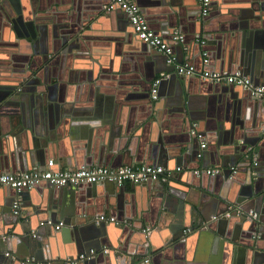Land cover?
<instances>
[{"label":"water","instance_id":"water-1","mask_svg":"<svg viewBox=\"0 0 264 264\" xmlns=\"http://www.w3.org/2000/svg\"><path fill=\"white\" fill-rule=\"evenodd\" d=\"M0 1L5 2L4 0ZM261 1L264 2V0ZM8 2L13 3V0H8ZM96 2L97 0H82L80 4H94ZM153 2L150 3L149 0L137 1L147 23L149 21L155 23L154 20H157L155 24H148L156 35L169 42L176 30V32L184 36L182 33L183 25L185 21L190 20L186 11L191 4L187 0H155ZM234 3H238V0H231L229 3L223 1L222 4H217L218 8H222L219 11L224 16L222 18H215L214 15L210 16V14H208L209 16L201 17L203 23L205 21H209L210 24L211 21L213 23L218 22V26L214 28L216 32L207 31L209 38L214 40L216 38L221 39L224 37V34L236 38V35L248 34L243 31L241 32V30H243V26L249 20L254 18V13L251 12L255 11L257 7L255 5L241 7ZM16 5H19V2ZM150 5L156 8L160 6V8L150 12ZM193 5H196L199 11L196 0H194ZM102 6L104 5L88 8L82 14V17L100 15L101 17L110 18L114 14L121 13V15H124L123 17L126 21L124 23L125 26L120 30L123 34V39H121L128 43L138 41L128 22V17L119 7L116 6L113 10L106 11ZM3 7H6V4L1 2L0 9L3 10ZM248 8L251 10L250 12ZM259 8L264 10V3L260 2ZM19 9L20 7H16V19L10 22L8 18V23L11 24L16 36L22 39L25 37L27 40L20 42L18 47L19 54L13 58V64L17 63V68L21 67L20 70L14 73L18 74V76L24 74L23 62L28 61L26 58L28 55L24 56L23 54L24 47L31 48V43L36 35V27L31 29L32 23L21 22L22 17L20 18L18 14ZM4 15L5 20H7V11H4ZM191 19L198 21L199 14H192ZM24 28H27L28 31L26 32ZM258 34L259 36H257ZM113 35L116 38V34ZM168 35H170L169 38L164 37ZM249 35L262 37L264 31L249 33ZM40 38L42 39L43 37ZM59 39L63 40V43H66L64 41L66 39L65 36L62 39L59 37ZM121 39L116 38L119 41ZM241 42H243V39H241ZM38 43L40 44L41 41L37 40L33 47L36 48ZM137 43L140 45L141 55L132 58L131 62L137 68V71L143 73V76L141 74L142 77L146 78L145 74L147 75L149 79L146 78V81H151L156 75L163 77L165 73H175V66L167 63L166 55L162 53L156 55L150 54L146 49H150L148 46L140 41ZM212 43L216 44L215 41H212ZM175 44L183 45L173 42V45ZM208 58L211 65L212 55L209 54ZM160 62L166 68H160ZM178 62L177 59L176 63L178 64ZM227 62L229 65L225 63V66L229 69L228 71L222 72L217 69H213V71L232 74L235 72L233 68H236V66H240V68L249 67L242 62H237V65H235V61L231 62L230 59ZM79 63L82 64L83 62L79 61ZM241 70L238 69L236 71L249 76L250 79L264 80V66L261 67L260 72L259 68L258 70L256 68L251 73H247L245 69ZM172 76L173 74L170 77L167 76L166 78L168 79L162 80L158 102L157 100H151L149 96L148 90H150L151 85L147 90L143 89L146 92H143L146 99L142 100L137 108L131 109L129 113V115L140 116L130 119L129 124H125L124 127L120 125L118 136H112V132L110 135L111 141H114L116 137L125 134V138L121 144L122 151L118 157L116 156L112 159L113 162L118 163L117 166L163 164V167L169 172L168 176L160 178L157 181L147 180L140 183H130L131 192L127 190L125 185L116 186L111 182L68 184L60 187L42 183L50 190L47 202L44 204V212L48 214L52 224L62 222V227H64L63 232L67 233L70 231L73 234L72 244L68 247L58 245L59 237L57 235L58 238L56 236L54 238L56 243H50L51 240L46 243L42 242L43 240H41L39 235L41 234L40 228H53L51 226H40L39 224L41 222L45 223L48 219H44L43 221H38V218L32 219L26 213L27 210L20 207L21 205L17 209V214L12 213V206L15 200L21 197V200L25 202L29 199L30 192L22 191L18 193L15 189L8 186H0V209L2 213L0 223L2 222V226H5L4 224L10 226L12 223L13 226H10L12 228L16 225L17 221L19 223L24 222L25 225L22 228L25 230H22L23 234H32L31 232L35 228L34 222H39L38 226L40 227L39 229H35L33 231L34 235L32 234L31 236H23L18 232L17 234L20 238L14 241V243L12 241V254L6 256L9 258H4L1 255L5 247L0 246V264H45L43 261L48 259L57 260V264H70L80 254H87L90 249H94L96 253H99L104 246H108V252L110 253L106 256L105 262H102V258H98L99 256L95 254L90 259L80 263L114 264L117 261V264H127L130 260L132 262L135 261L138 258V254L146 253L144 254L147 255V261L144 262L146 264L150 263L152 259L150 253L167 248L166 250H169V252L172 250L176 251L173 258H171L170 264H191L184 258L179 260V254L189 257L195 264H221V255L224 251L223 246H228L229 244L232 245V248L236 252L240 251L243 253V250L246 252L249 250L256 260L260 259L261 263L264 264V250L260 249V244L264 240V164L256 162L246 150L248 146H252L255 152V148L264 146V102L262 99L255 98L249 92H245L240 87L232 84L212 83L198 77H178L184 93L188 94L193 90V81H198L205 85L202 86V88L205 87V91L203 92H212L211 95L205 97L203 104L196 106L184 97L183 91L177 86L172 93L164 94L165 83L167 80L173 79ZM15 79L18 80V77H15ZM25 79V89L23 88L19 92L15 90L10 91L15 86H0V147L2 142L9 143L14 141V136L22 133L23 129L26 134L33 133L37 135L38 132V135L42 136L40 133L42 132L41 118L38 117L37 120L38 129H34L28 124V122H31L30 115H34L35 112L33 111L36 110L34 101L37 103V95L34 93L29 94V88L35 84L36 79L32 75L30 76V74L26 75ZM54 79L55 81L59 80V78ZM67 81H71V78L67 79ZM55 84H52V86L47 85L46 91L50 90L48 96L45 92H42V97L49 101H54ZM143 94H141V97ZM169 97L170 99H168ZM167 101L171 102L166 104ZM147 106L149 109L148 113ZM55 107L54 114L48 118L49 129L52 131L48 133L46 138L42 139V146L45 148L43 150H52V148H49V142L47 143L46 140H53L55 131L57 132L58 130L66 134L70 120L72 121L71 124L75 121L74 118V120L70 118L74 117V115H70L69 108L66 109L64 105L59 108L57 104H55ZM114 107L111 102L109 106L107 104L104 110H97L96 115L91 117L88 115L87 118L84 117L85 115H80L82 121L90 125L94 131V140L97 141L96 147L98 153L101 149L103 136L101 134V127L96 122V119L101 118V115L104 114L109 118L107 120L109 124L113 126L118 114L115 112ZM48 111H50L49 108ZM35 121L36 118L33 117V122ZM161 124H165V126ZM193 124H196V127H193ZM193 130L195 134H191ZM34 138H30L33 147L27 145L29 150L26 148L21 153L18 152L15 155L18 160L17 163L12 159L9 164L6 162L0 164L2 172L18 174L33 169L38 171L44 170L45 165L42 166L44 164L43 151L37 148L31 150L35 146ZM153 141H155V145H152ZM197 141L204 142L207 150L205 151V148H196L195 143H197V146L200 145V143L198 145ZM92 142L93 140L89 141L90 146ZM124 144L126 145L125 150ZM109 155L106 154L104 157L99 156L101 162L105 160L102 165H108L109 159L105 158ZM129 155L133 156V158L129 159ZM227 156L231 160V164L237 162L236 164L245 168L247 176L244 180L235 178L237 171L231 176L229 170H224L219 174L220 176L206 174L196 176L193 174L195 169L221 166L223 160L226 162ZM211 157L213 159L215 157L216 161L210 162ZM29 163L35 166L28 168ZM227 164L228 162L223 163L222 166H226ZM179 165L182 167H180V171H176ZM4 166L6 168H3ZM174 172L175 174H173ZM228 177L231 179H228ZM224 179L226 181L224 187L228 192L223 190L222 180ZM100 185L103 187V193L100 195L99 201L100 206L104 203V209L98 212L91 206L94 202L91 197L96 198L99 196L96 194V189L100 188ZM89 193L93 195L90 196ZM114 211L119 215H115L117 213H113ZM109 212L111 215L116 216L113 222L114 225L106 222H95L101 216V213H104L107 217ZM251 212L256 214L255 218L252 217ZM126 213L127 216H130L128 219L134 224L132 227H126L122 223L124 220L122 216H126ZM149 224H152L150 232H142L147 226L149 227ZM188 224L192 227V230L199 231L202 237L201 240L205 243L209 242V245H195L194 248H188L187 250L185 244L188 234L185 235L184 230L188 227ZM230 224L235 225V229L239 230L246 226L244 230L248 231L246 233L247 236L240 240V242L245 240L241 243L243 248L237 249V247H233L238 239L236 240L235 237L227 235ZM98 233H103L104 237L101 238ZM106 233L109 234V239L105 237ZM114 233L116 235V244L113 243ZM156 233H160L162 236L163 242L160 245L154 243L152 240L153 235ZM130 234L133 236L130 237ZM205 235L208 237H205ZM102 239L106 243L102 244ZM209 239L212 240L210 241ZM4 240V244L8 246L11 239L5 237ZM129 241L134 242L135 247L124 251L125 247L122 246H125L126 242L128 244ZM119 243L121 246L118 247ZM19 244L25 245L26 251H20L19 247H17ZM118 251H124L126 252L125 254L129 253L130 259H126L124 262L120 259L116 260L115 256ZM11 259L13 260L11 261Z\"/></svg>","mask_w":264,"mask_h":264},{"label":"crops","instance_id":"crops-1","mask_svg":"<svg viewBox=\"0 0 264 264\" xmlns=\"http://www.w3.org/2000/svg\"><path fill=\"white\" fill-rule=\"evenodd\" d=\"M4 1L5 2L0 1V3L2 2L6 4V7H3V10L0 9V86L19 85L22 80H25V76L31 73L32 69L38 67L39 64L37 62V59L40 61L41 54H47L52 62H50L49 66L45 68L47 71H45L43 74L40 72L36 73L35 76L30 74V76L32 75V77L36 79V81L35 84L29 88V94L34 93L35 95H37V103L36 101H34L36 110L33 111L35 112L34 115H30L31 122H28V124H30L32 128L38 129L37 120L38 117L41 118L42 132L40 133L42 134V136H39L38 132V136L34 135L33 133L26 134L25 130L23 129L22 133H20L19 135L16 134L14 136V141H11L9 143L2 142L0 147V164H4L5 162L9 164L12 159L17 163L18 160L16 159L15 155L18 152L21 153L23 150H25L27 148V145H31L30 147H33L30 138L35 137V146L34 148H31V150L37 148L38 150L43 151L44 164L42 166L45 165L46 167L48 161H52L53 168L61 170H71L80 167H94L100 165L104 167H119L117 166L118 163L113 162L112 159L113 157H118L119 153L122 151L121 144L122 140L125 138V134H121L119 137H116L114 141H111V132L113 134L112 136H118V131H120V125H123L124 127L125 124H129L130 119L140 116L129 115L130 110L137 108L139 106V103L142 100L146 99L144 98L145 96L143 94V92H146L143 91V89L147 90L155 78H161V83L158 88L159 99L160 90L162 88V80L168 79L166 77H170V75L172 74L173 79H169L165 83L166 87L164 94L172 93L175 90L176 86L178 88H181V90L183 91L180 80L178 79L179 76L175 75V73H165V76L163 77H160L159 75L154 76L151 81L145 80L146 78L149 79L146 74V78L142 77L143 73L141 71H137V68H135L131 62L132 58L141 55V48L140 45L137 43L138 41L128 43L122 40L123 34L120 32V30L125 26L124 23L126 21L123 17L124 15H121V13L114 14L110 18L101 17L100 15L82 17V14L88 8H93L92 6L98 7V5L105 6L108 0H97V2L94 4L83 5L80 4L82 0H13V3H9L8 0ZM137 1L138 0H133V2L138 5V7H140ZM153 1L155 0H149L150 3H154ZM187 1L189 4H191L188 10L186 11L190 20L185 21L182 31L185 37L186 44L184 46L178 44H175L173 46L175 50V56L179 61L178 64L188 62L189 64L194 65L197 71L202 70V68H210V70L212 71L213 69H217L222 72H225L229 70L228 68H226L225 63L229 65L227 61L230 59L231 62L235 61V65H237V62H242L249 66L247 68H240V66H236V68H233V71H236L238 69H245L247 73H251L256 68L257 70L259 68L260 72L261 67L264 66V35H262V37H257L259 36L258 34L257 36L254 35V37L253 35H249V33L264 31V10H261L259 8V3H264L263 1L238 0V3H234L238 4L241 7H251V5H255L257 7L255 11L251 12L254 13V18H252V20H249V22L243 26V30H241V32L243 31L248 34L236 35V38L234 36H228L227 34H224V37H222L221 39L216 38L215 40L209 38V34L207 33V31L211 30L213 32H216L214 28L218 26V22L213 23V21H211L210 24L209 21H205L203 23L201 21L200 12L197 10V6L193 5L194 0ZM223 1L226 3L231 2V0H211V5L209 7L210 16L214 15L215 18L224 17L222 14L219 13L222 8H218L217 6V4H222ZM17 2H19V5H16ZM150 6V12L156 11L160 8V6L157 8L153 7V5ZM16 7H20L18 14L20 15V18L22 17L21 22L27 24L32 23L31 29L36 27V35L31 43V48L24 47L26 52L24 50L23 54L24 56L28 55L26 57L28 61L23 62L24 74L20 76H18V74H14L18 70H20L21 67L17 68V63L13 64V58H15V56L19 54L18 47L20 42L26 39L25 37H23V39L18 38L15 32L13 31L11 24L8 23V18L10 19V22L13 19H16ZM4 11H7V20H5ZM248 11L250 12L251 10L248 8ZM192 14H199V20H192ZM154 21L155 23H157L156 19ZM155 23H151L149 21L148 24L152 25ZM24 29L26 32L28 31L27 28ZM113 34H116V38H122L121 41L116 40ZM61 36H65L66 39H64V41H66V43H63V40L59 39V37L62 39ZM40 37L43 38L41 39ZM164 37L169 38L170 35ZM241 39H243V42L240 43ZM37 40H40L41 43H38L37 47L34 48L33 45ZM201 40L206 41V45L203 47L199 46V41ZM212 41H215L216 44L212 43ZM185 47H187V50L184 49ZM146 49L150 54H159L154 49ZM202 50H206L208 54L212 55L211 65H202L200 56ZM79 61L83 63L80 64ZM159 66L160 68H166L165 65H162L161 62ZM241 71L243 72V70ZM242 75L250 78L249 76H246L244 74ZM15 77H18V80H16ZM53 78H59V80L55 81V79L53 80ZM69 78H71V81H67V79ZM251 79L255 83H260L262 85L264 84V80H256L253 78ZM193 82V90L190 91L188 94L184 93L183 91V94L184 97L190 103L199 106L200 104H203L205 102V97L211 95L212 92H203L205 91V87L202 88V86L205 85L198 81ZM52 84L56 85L55 98L54 101H49L42 97V92H45L48 96V92L50 90L46 91V88L47 85L52 86ZM148 92L150 96V90H148ZM141 94H143L142 97ZM159 99H157V102ZM168 99H170V97ZM110 101L112 102V105L115 106V112H117L118 114L116 115V119L113 123V126L109 124V122L107 121L109 118L104 114L101 115V118L96 119V122H98L99 126L101 127V134L103 136V140L101 141V149L98 153L96 147L97 141L94 140V131L92 130L90 125H87L82 121L80 115H85V118H87L88 115H90V117L96 115L95 113L97 112V110H104L107 104L108 106L111 104ZM170 102L171 101H167L166 104H169ZM55 104H57L59 108H61L63 105L66 109L69 108L70 115H74V117L70 118H74L75 121H73V123L71 124L72 121L70 120V125H68V130L66 134L61 133L58 130L57 132L55 131L53 140H46L47 143L49 142V148H52V150H43L45 148L42 146V139L46 138L48 133L52 131L51 129H49L48 118L50 115L54 114L56 109ZM48 108L50 109V111H48ZM148 111L149 109L147 106V113ZM33 117L36 118L35 122H33ZM161 125L165 126V124ZM194 125L196 127V124H193V127ZM91 140H93V142L90 146L89 141ZM153 142L154 143H152V145H155V141ZM197 142L199 145V143L201 144L202 141ZM195 144L196 148L199 149L200 145L197 146V143ZM248 147L252 148L250 152L251 158H253L259 164H264V146L255 148V152L252 146ZM125 148L126 145L124 146V150ZM27 149L29 150V147ZM204 150L206 151L207 149L205 148ZM106 154L110 155L105 158L109 159L107 162L108 165L105 166L102 165L103 161L105 160L101 162L99 156L104 157ZM131 158H133V156L129 155V159ZM213 161H216L215 157L214 159L212 157L210 158V162L213 163ZM230 161L231 160H229V157L227 156L226 162H224L223 160V162H221V166H210L209 168L221 169L222 173L224 170L228 171L229 167H234L237 170V175L235 178L244 180L247 176L245 168L236 164L237 162H234V164L236 165L231 164ZM227 162L228 164L226 166H222L223 163ZM158 165L163 166V164ZM34 166V164L29 163L28 168H32ZM178 167L182 166L179 165ZM3 168L6 167L4 166ZM1 169L2 168H0V174H15L12 172H2ZM173 174H175V172ZM228 179L231 178L228 177ZM225 182V179L222 180L223 190L228 192L227 189L224 187ZM125 187L128 191L131 192L130 183H126ZM96 190V194L99 196H97L96 198L91 197V199L94 200L91 206L94 210L101 212L102 209H104V203L100 206L99 201V199L101 198L100 195H102L103 193L102 185H100V188H97ZM49 191V188L46 187L45 184H41L37 186L36 189H33L32 192L29 191V199H27L25 202L21 200V197H18L15 201H20V207L25 208V210H27L26 213L29 214L32 219L38 218V221H43L44 219L49 220L50 218L48 214L44 212V204L47 202ZM89 195L92 196L93 194L89 193ZM129 202L128 204H130ZM139 202H141V200H139ZM113 213L117 212L114 211ZM100 215L105 216L104 213H101ZM115 215L119 214L117 213ZM115 215H111L109 212L107 218H116ZM1 217L2 213L0 209V221ZM122 217L124 218L122 222L124 226L132 227V225H134L133 222L128 219L130 218V216H127V213L126 216ZM38 223L39 222H34V230L40 228L38 226ZM4 225L5 226H2V222L0 223V246L5 247L1 255L4 258H9L6 257V254H12V241L14 243V241L20 238L17 233L20 232L23 236H31L34 233V230H32V234H23L22 230L25 229L22 227L25 225V223H19V221H17L16 225L12 228L10 227L12 223L10 224V226H6L8 224ZM135 225L138 226L137 224ZM149 227H152V224H149ZM245 227L239 230L237 228L235 229V225L233 224H230V227L228 226L227 235L229 234V236L233 238L235 237L236 240L238 239L233 245V247H237V249L243 248V245H241V243H243L245 240L243 242H240V240L244 239L247 236L246 233L248 231L244 230ZM186 229H189V231L185 232ZM186 229L184 230V233L185 235L188 234L187 241L185 244L187 250L188 248H194L195 245H209V242L205 243L203 240H201L202 237L199 231L192 230V227L189 226V224ZM40 230L41 234L39 235L41 237V240H43L42 242L46 243L51 240L50 243H56L54 238L57 235L59 237L58 238L56 236V238H58L59 240V246L68 247L72 244L73 234L70 231L64 233V227H61L57 231L49 228H40ZM98 234L101 238L104 237L103 233ZM115 236L116 235L114 233V244H116ZM131 236L133 235L130 234V237ZM5 237H9L11 239L9 241L8 246L4 244ZM105 237L109 239V234L106 233ZM205 237L208 236L205 235ZM152 240L158 245L163 242L160 233H156L155 235H153ZM209 240L211 241L212 239ZM104 243L106 242H103L102 239V244ZM119 246H121L120 243L118 244V247ZM17 247H19L20 251H26V246L23 244H19ZM122 247H125V251L127 249L134 248L135 243L129 241L128 244L126 242L125 246ZM104 249L109 250L108 246H104L102 250L99 251V253H96L97 256H99L98 258H102V262H105L106 256L110 254L109 252L107 254L103 253ZM166 249L167 248L159 251H154V253H150L152 259L150 260V263L148 262L146 264H170L171 258H173V255L176 253V251L172 250L171 252H169V250ZM260 249L264 250V240L263 243L260 244ZM223 250V254L221 255V264L222 262L223 264H262L260 259L256 260V258L253 257L252 253L249 250H247V252L243 250V253H241L240 251L236 252L232 248L231 244H229L228 246H223ZM124 251L117 252V255L115 256L116 260L120 259L124 262V260L130 259V254H125L126 252ZM144 254H138V258L135 261L132 262L130 260L129 262H127V264H145L144 260H146L147 255ZM178 257L179 260H181V258H184L191 264H195L190 260L189 257H185L182 254H179ZM12 260L13 259H11V261ZM73 261L75 262V260ZM43 262L45 264H57L58 261L48 259L44 260ZM72 262H70V264H72ZM116 262L117 261H115L114 264H117Z\"/></svg>","mask_w":264,"mask_h":264},{"label":"built area","instance_id":"built-area-1","mask_svg":"<svg viewBox=\"0 0 264 264\" xmlns=\"http://www.w3.org/2000/svg\"><path fill=\"white\" fill-rule=\"evenodd\" d=\"M199 6V12L201 17H206L209 14V7L211 0H196ZM119 7L120 10L128 17V22L133 30L134 36L138 41L144 43L151 49H154L158 53H162L167 56V63L175 66V74L179 77H198L202 80L212 83H226L240 87L243 91L249 92L253 97L262 99L264 101V85L255 84L250 78L243 76L239 71H235L232 74H223L218 71H210L203 69L197 71L194 65L188 62L180 64L176 63V56L173 50V42L185 45L184 36L176 32L172 35L171 41L164 40L156 35V33L149 27L144 14L141 12L140 7L136 5L133 0H109L108 3L103 6L104 10L111 11L115 7ZM206 41H199V46H205ZM187 50V47L184 48ZM208 52L206 50L201 51V63L204 66L209 64ZM161 83V78H155L151 83L150 98L153 101L158 99V88ZM195 127V125H194ZM191 134H195V131H191ZM205 143L201 142L200 148H205ZM247 153L250 154L252 148H246ZM254 165H256L254 163ZM230 174L236 173V168L229 167ZM176 171H180V167L176 168ZM221 173V169L206 168L195 169L193 174L200 176L206 175H218ZM169 172L161 165L152 164H137L133 166H119V167H80L71 170H61L53 168V162L48 161L46 167L42 171L31 170L18 174H0V186H8L15 189L18 193L25 191L29 192L35 189L42 183H47L50 186L60 187L68 184H96L111 182L116 186H123L126 183H140L147 180L157 181L160 178L168 176ZM20 201L17 200L13 203V213L17 214ZM253 218L256 217L255 213L251 212ZM115 219L113 217L99 216L95 222H109L113 223ZM40 226H51L54 230H59L63 224L58 222L52 224L50 220L45 223L41 222ZM150 227H146L143 232H150ZM186 229L185 232H188ZM34 235V234H33ZM108 250H103V253H107ZM96 254L94 249H90L89 252L80 254L75 262L72 264H79L82 261L88 260ZM8 255V253L6 254ZM147 260H145L146 262Z\"/></svg>","mask_w":264,"mask_h":264},{"label":"flooded vegetation","instance_id":"flooded-vegetation-1","mask_svg":"<svg viewBox=\"0 0 264 264\" xmlns=\"http://www.w3.org/2000/svg\"><path fill=\"white\" fill-rule=\"evenodd\" d=\"M37 62L39 64L38 67L35 68V69H32L31 70V73H30L33 76H35V74L38 73V72H40V73L43 74L45 71H47L45 68L48 67L49 64H50V62H52V61H51V59H49V57H48L47 54H41L40 61L37 59ZM25 80H22L19 85H16L10 91H12V90H15L17 92L22 91V89L26 86Z\"/></svg>","mask_w":264,"mask_h":264}]
</instances>
